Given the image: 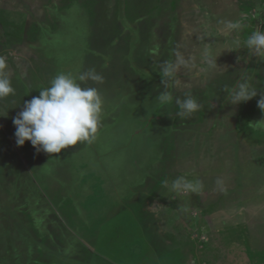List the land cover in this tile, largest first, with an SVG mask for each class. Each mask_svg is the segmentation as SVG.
Segmentation results:
<instances>
[{"label": "rangeland", "instance_id": "obj_1", "mask_svg": "<svg viewBox=\"0 0 264 264\" xmlns=\"http://www.w3.org/2000/svg\"><path fill=\"white\" fill-rule=\"evenodd\" d=\"M256 29L264 0H0L14 88L0 98V264H264V129L249 123L264 117V58L244 44ZM176 53L189 64L166 86ZM89 70L103 78L82 83L104 102L95 139L58 154L17 146L24 101ZM247 78L257 96L228 103ZM165 91L201 108L176 115ZM177 176L202 190L173 193Z\"/></svg>", "mask_w": 264, "mask_h": 264}, {"label": "clouds", "instance_id": "obj_2", "mask_svg": "<svg viewBox=\"0 0 264 264\" xmlns=\"http://www.w3.org/2000/svg\"><path fill=\"white\" fill-rule=\"evenodd\" d=\"M240 25L228 22L225 31L231 32ZM238 43V42H237ZM251 52L264 58V31L254 30L244 41ZM229 49V48H226ZM231 50V49H230ZM153 53L156 49L151 50ZM216 57L205 53L204 60L210 66H216ZM189 61L181 53H176L174 61L162 63L160 68L162 82L167 86L171 82L179 84L176 74L181 67H187ZM5 63L0 60V98L14 93L10 79L3 75ZM102 77L94 70L82 72L78 77L71 73H59L49 81V86L39 90L38 96L24 101L22 109L12 118L15 127V143L23 146L30 141L37 152L58 154L62 149L75 146L80 142H91L95 139L103 112V99L95 87H83L87 80L102 82ZM258 91L252 87L250 78L238 81L228 90V103L238 105L257 96ZM162 104L174 100L179 111L176 115L189 116L197 112L201 105L190 94L185 97H173L168 91L159 96ZM257 107L264 113V94H260ZM250 126L264 129V117L249 122ZM217 185L222 186L223 180L218 178ZM165 187L168 182L165 181ZM173 193H199L203 184L200 180H189L185 176H177L171 181Z\"/></svg>", "mask_w": 264, "mask_h": 264}, {"label": "trees", "instance_id": "obj_3", "mask_svg": "<svg viewBox=\"0 0 264 264\" xmlns=\"http://www.w3.org/2000/svg\"><path fill=\"white\" fill-rule=\"evenodd\" d=\"M105 111V110H104ZM143 130H145V128L143 129ZM139 131V130H138ZM95 144H96V142L94 143V144H92V145H88V148H87V151L89 152L90 150H91V148H94L95 147ZM102 143L100 142V143H98V146L101 148L102 146ZM104 168V170L106 171L107 170V165H106V167H103Z\"/></svg>", "mask_w": 264, "mask_h": 264}, {"label": "flooded vegetation", "instance_id": "obj_4", "mask_svg": "<svg viewBox=\"0 0 264 264\" xmlns=\"http://www.w3.org/2000/svg\"><path fill=\"white\" fill-rule=\"evenodd\" d=\"M111 83H115L114 81L113 82H111ZM127 83H129V82H127ZM114 86L116 87V88H119V85L117 86L116 84H114ZM172 102V101H171ZM172 106H173V104H172Z\"/></svg>", "mask_w": 264, "mask_h": 264}, {"label": "crops", "instance_id": "obj_5", "mask_svg": "<svg viewBox=\"0 0 264 264\" xmlns=\"http://www.w3.org/2000/svg\"><path fill=\"white\" fill-rule=\"evenodd\" d=\"M158 202H159V201H158ZM143 209H144V208H143ZM159 219H160V218H159ZM153 222H155V221L153 220ZM149 225H150V226H153L152 223H150ZM163 227H165V224L163 225Z\"/></svg>", "mask_w": 264, "mask_h": 264}]
</instances>
